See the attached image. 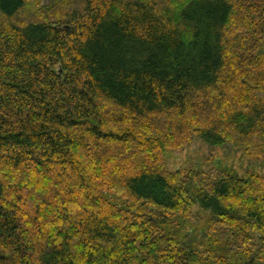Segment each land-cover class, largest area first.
<instances>
[{"label":"trees","instance_id":"1","mask_svg":"<svg viewBox=\"0 0 264 264\" xmlns=\"http://www.w3.org/2000/svg\"><path fill=\"white\" fill-rule=\"evenodd\" d=\"M194 139L264 165V0H0V264H264V174Z\"/></svg>","mask_w":264,"mask_h":264},{"label":"rangeland","instance_id":"2","mask_svg":"<svg viewBox=\"0 0 264 264\" xmlns=\"http://www.w3.org/2000/svg\"><path fill=\"white\" fill-rule=\"evenodd\" d=\"M43 5H46V1H44ZM162 159H164L168 170L174 172L194 167L205 172H212L215 171V165H218L221 167L220 169L231 167L238 172L239 176L244 177L245 167L251 165L248 170H253L255 172L258 171V173L264 174V165L259 169L254 168L251 164L253 162L249 163L241 152L237 150L234 151L232 145L209 147L208 145L195 139L179 149H166V151L162 153ZM195 216L197 218L194 220L196 228L203 227L204 219L207 217V214L204 213L197 215V213H195ZM200 231L201 230H197L195 233Z\"/></svg>","mask_w":264,"mask_h":264},{"label":"bare ground","instance_id":"3","mask_svg":"<svg viewBox=\"0 0 264 264\" xmlns=\"http://www.w3.org/2000/svg\"><path fill=\"white\" fill-rule=\"evenodd\" d=\"M174 224H176V223H174ZM235 262V261H234Z\"/></svg>","mask_w":264,"mask_h":264}]
</instances>
